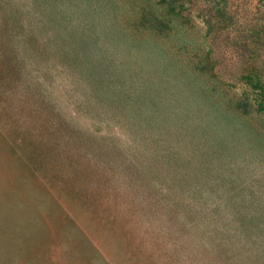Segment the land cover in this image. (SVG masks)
Returning a JSON list of instances; mask_svg holds the SVG:
<instances>
[{"label": "rangeland", "instance_id": "rangeland-1", "mask_svg": "<svg viewBox=\"0 0 264 264\" xmlns=\"http://www.w3.org/2000/svg\"><path fill=\"white\" fill-rule=\"evenodd\" d=\"M169 1L0 0V264H264V44Z\"/></svg>", "mask_w": 264, "mask_h": 264}, {"label": "trees", "instance_id": "trees-1", "mask_svg": "<svg viewBox=\"0 0 264 264\" xmlns=\"http://www.w3.org/2000/svg\"><path fill=\"white\" fill-rule=\"evenodd\" d=\"M177 0H174V2ZM171 0L169 1V3ZM207 8L203 14L202 21L208 27L215 26L212 36H217L222 31H230L233 17L244 24L241 33L244 37V43H261L264 44V0H258L256 4L252 0H205ZM183 4V3H182ZM180 4V5H182ZM246 6L243 8V6ZM175 7L170 5V11ZM240 9L237 13V10ZM240 15L241 18L238 16ZM263 46V45H260ZM259 47L254 48L257 51ZM252 55H256L251 53ZM250 54V55H251ZM256 59V58H254ZM264 68V62L261 63ZM247 70V69H246ZM244 83L251 89L255 95L254 103L258 109L264 106V70L252 67L241 76Z\"/></svg>", "mask_w": 264, "mask_h": 264}]
</instances>
